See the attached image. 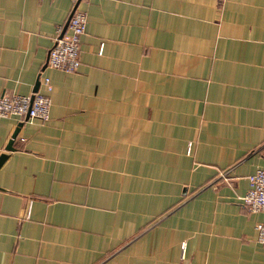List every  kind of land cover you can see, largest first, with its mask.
<instances>
[{"label":"crops","instance_id":"1","mask_svg":"<svg viewBox=\"0 0 264 264\" xmlns=\"http://www.w3.org/2000/svg\"><path fill=\"white\" fill-rule=\"evenodd\" d=\"M79 7L66 73L47 60L72 2L0 0V93L52 99L0 121V264H264L240 200L264 166V0Z\"/></svg>","mask_w":264,"mask_h":264},{"label":"built area","instance_id":"2","mask_svg":"<svg viewBox=\"0 0 264 264\" xmlns=\"http://www.w3.org/2000/svg\"><path fill=\"white\" fill-rule=\"evenodd\" d=\"M73 4L68 25L58 26L54 42L49 49L47 66L66 73H76L81 66L80 49L82 37L86 32L88 13L79 7L81 0H70ZM102 48V47H101ZM44 86L51 91L53 86L49 77L44 78ZM52 99L48 94L35 92L28 95L0 93V121L3 118L19 117L28 120L48 121ZM264 148V144L262 146ZM192 143H188L187 152L191 153ZM228 171H220L219 178L227 180ZM248 189L240 197L248 212H264V166L248 175ZM256 241L264 249V223L255 225ZM185 245L183 246V254Z\"/></svg>","mask_w":264,"mask_h":264},{"label":"water","instance_id":"3","mask_svg":"<svg viewBox=\"0 0 264 264\" xmlns=\"http://www.w3.org/2000/svg\"><path fill=\"white\" fill-rule=\"evenodd\" d=\"M67 25H68V22H67L66 25H65V30H66V28H67ZM16 135H17V131H15V133L13 134V139L16 137ZM12 144H13V140L10 141V143H9V145H8V147H7L8 150H10V149L13 148V147H12ZM4 158H5V156H1V157H0V165H1V163L3 162Z\"/></svg>","mask_w":264,"mask_h":264}]
</instances>
